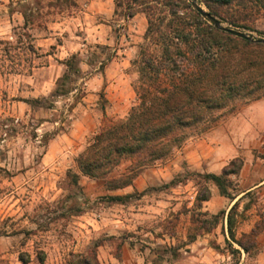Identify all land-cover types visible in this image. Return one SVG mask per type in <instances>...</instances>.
Listing matches in <instances>:
<instances>
[{
  "label": "rangeland",
  "instance_id": "1",
  "mask_svg": "<svg viewBox=\"0 0 264 264\" xmlns=\"http://www.w3.org/2000/svg\"><path fill=\"white\" fill-rule=\"evenodd\" d=\"M214 5L225 26L264 39V0ZM147 29L144 13L130 17L116 0H0V264H261L264 220L255 236L239 234L238 174L228 177L234 200L205 178L213 174L206 135L258 100H238L234 112H212L206 124L178 131L182 141L151 165L126 158L104 179L80 171L94 136L138 101ZM73 55L81 77L58 96ZM234 160L226 169L239 167ZM135 174L131 186L108 184ZM207 190L211 198L201 202ZM244 201L264 218L261 192ZM236 203L235 237L254 245L249 254L230 238Z\"/></svg>",
  "mask_w": 264,
  "mask_h": 264
},
{
  "label": "trees",
  "instance_id": "2",
  "mask_svg": "<svg viewBox=\"0 0 264 264\" xmlns=\"http://www.w3.org/2000/svg\"><path fill=\"white\" fill-rule=\"evenodd\" d=\"M237 1L201 0V3L206 4L212 15L220 17L214 4ZM116 4L126 6L130 17L138 13L146 15L147 42L142 47L143 65L136 85V105L125 120L95 135L79 157L82 175L94 179L106 178L126 158L141 159L144 165L164 159L173 146L182 141L176 135L178 131L206 124V116L212 112L227 108L234 112V103L238 100L249 102L264 97L262 39L249 41L217 29L188 0H116ZM154 46L159 53L151 51ZM64 65L65 73L57 83L58 96L71 93L67 84L74 81L72 76L81 77L82 74L77 55L66 60ZM237 162H240L237 169L225 167L220 175L205 176L218 186L222 196L232 200L235 197L229 192L228 177L240 173L241 160L235 159L232 165L235 167ZM137 176L110 180L108 184L110 188L122 189L131 186ZM210 198L207 190L199 200L207 202ZM109 199L126 203L129 196ZM237 206L238 203L228 216L229 234L231 240L249 254L254 245L235 237L232 211ZM251 236H255V229L243 238ZM236 252L241 251L237 249Z\"/></svg>",
  "mask_w": 264,
  "mask_h": 264
},
{
  "label": "crops",
  "instance_id": "3",
  "mask_svg": "<svg viewBox=\"0 0 264 264\" xmlns=\"http://www.w3.org/2000/svg\"><path fill=\"white\" fill-rule=\"evenodd\" d=\"M237 158L244 161L237 176L240 191L236 196L241 200L239 212L243 217L238 221V229L242 236L252 232L259 220H264L244 201L248 194L255 192L264 196V98L244 107L206 135V169L209 173L222 174L224 168ZM212 194L217 195L216 189ZM259 257L264 264L263 251Z\"/></svg>",
  "mask_w": 264,
  "mask_h": 264
},
{
  "label": "water",
  "instance_id": "4",
  "mask_svg": "<svg viewBox=\"0 0 264 264\" xmlns=\"http://www.w3.org/2000/svg\"><path fill=\"white\" fill-rule=\"evenodd\" d=\"M192 7L211 25L216 27L217 29L224 31L226 33H230L236 37H239L241 39L249 40V41H256L254 37L246 32H242L237 29H233L231 27L225 26L218 18H216L214 15H212L209 11L204 9L199 2V0H189ZM261 42H264V39L261 40Z\"/></svg>",
  "mask_w": 264,
  "mask_h": 264
}]
</instances>
